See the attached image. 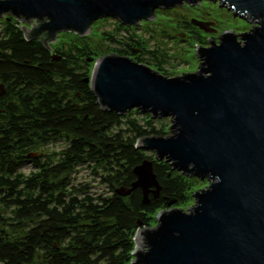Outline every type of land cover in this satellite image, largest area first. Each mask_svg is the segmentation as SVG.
I'll use <instances>...</instances> for the list:
<instances>
[{
    "label": "water",
    "instance_id": "obj_1",
    "mask_svg": "<svg viewBox=\"0 0 264 264\" xmlns=\"http://www.w3.org/2000/svg\"><path fill=\"white\" fill-rule=\"evenodd\" d=\"M199 1L0 0V17L35 20L29 31L21 29L23 37L48 49L58 32L83 36L98 19L131 27L151 21L155 10ZM210 1L256 26L240 33V42L223 32L216 44L208 40V47L197 48L200 62L192 73L168 78L108 54L96 60L88 81L102 109L118 116L135 109L152 119L170 118L169 136L139 138L134 148L153 153L186 177L210 180L193 193L187 212L158 211L156 225L138 231L131 264H264V0ZM191 24L214 31L202 21ZM57 58L51 53L50 59ZM133 174L131 186L140 189L142 202L149 191L155 197L150 162L143 161Z\"/></svg>",
    "mask_w": 264,
    "mask_h": 264
},
{
    "label": "trees",
    "instance_id": "obj_2",
    "mask_svg": "<svg viewBox=\"0 0 264 264\" xmlns=\"http://www.w3.org/2000/svg\"><path fill=\"white\" fill-rule=\"evenodd\" d=\"M18 26L0 21V264H131L135 231L185 204L196 180L134 148L139 138L166 136L162 119L99 107L88 82L89 63L104 55L95 46L76 39L48 50ZM101 36L109 53L163 71L164 53L131 28L114 22ZM143 161L157 184L145 202L131 186ZM80 171L98 192L76 182Z\"/></svg>",
    "mask_w": 264,
    "mask_h": 264
},
{
    "label": "rangeland",
    "instance_id": "obj_3",
    "mask_svg": "<svg viewBox=\"0 0 264 264\" xmlns=\"http://www.w3.org/2000/svg\"><path fill=\"white\" fill-rule=\"evenodd\" d=\"M218 6L219 5L217 1L212 2L210 0H201L192 6L182 4L167 10L159 9L155 10L158 14L155 15L151 21H140L138 25L131 26L129 28L142 36L143 39H146V46L148 48H156L157 51L164 53L165 58L163 64L161 65L163 71L158 72L159 74L168 78L181 76L182 74L192 73L197 70L200 60L197 58L196 49L199 47H208V40L216 44L218 35L222 34L223 32H231L235 35L236 41L240 42L239 34L247 33L249 30H251L252 26H256V24H253L252 22H246L241 18L232 16L230 11L226 10L224 7ZM1 18L0 21L3 20ZM191 21H202L208 23L209 25L207 28L213 29L214 31L205 32L196 26H193ZM114 22L116 21L108 18L98 19L91 24L89 31L83 36H78L74 32H58L56 34L55 40L52 43H49L48 47H55L60 43H66L69 40L73 41L79 39L89 43L93 47L95 46V48L99 50L101 54H112L109 53L110 46H108L106 41L101 39V33L110 32L114 26ZM186 23H190L195 34L199 35V43L192 41L191 38H189V35L185 33V29L187 28ZM18 25L20 30L23 29L24 31H29L34 26H36L37 23L35 20H31L27 23L18 22ZM185 26L186 28H182ZM148 31L152 32V34L150 35ZM99 57H95L91 63H89L90 77L94 63ZM159 119H162V123L166 124V127H164L163 130L166 132V136H169L171 134L169 128L171 124L170 118L166 117ZM58 148L59 146L53 145L52 148L50 147L48 150L57 151L59 150ZM23 169L24 174L29 173L31 170L27 167ZM75 179L76 182L90 183V186L96 192H98L100 189L99 186L90 179V177L86 176L85 171H80L75 174ZM193 179H195L196 182L191 188L190 194H188V201L183 205L173 208H178L183 212H187L193 206V193L204 189L210 181L206 179ZM155 225V215H153L147 228H152ZM143 228L144 227L135 231L133 236V248L135 247V237L137 236L138 231ZM137 248L140 247L136 246V249ZM133 260L134 258L131 255V262Z\"/></svg>",
    "mask_w": 264,
    "mask_h": 264
},
{
    "label": "flooded vegetation",
    "instance_id": "obj_4",
    "mask_svg": "<svg viewBox=\"0 0 264 264\" xmlns=\"http://www.w3.org/2000/svg\"><path fill=\"white\" fill-rule=\"evenodd\" d=\"M7 17H9V18H13V17H10L9 15H6V14H4L3 16H2V18L1 19H4V18H6V20H7ZM15 21H16V19H15ZM145 65V64H144ZM150 68V67H149ZM152 69V68H151ZM88 79H90V77L88 78ZM3 91H2V88L0 87V93H2ZM27 168H30L31 170H32V168L31 167H27ZM24 170V169H23ZM30 170V171H31ZM25 172V171H24Z\"/></svg>",
    "mask_w": 264,
    "mask_h": 264
},
{
    "label": "bare ground",
    "instance_id": "obj_5",
    "mask_svg": "<svg viewBox=\"0 0 264 264\" xmlns=\"http://www.w3.org/2000/svg\"><path fill=\"white\" fill-rule=\"evenodd\" d=\"M90 80V79H89Z\"/></svg>",
    "mask_w": 264,
    "mask_h": 264
}]
</instances>
